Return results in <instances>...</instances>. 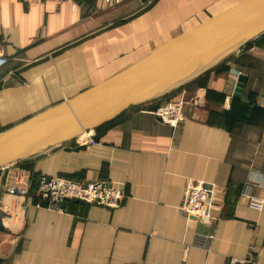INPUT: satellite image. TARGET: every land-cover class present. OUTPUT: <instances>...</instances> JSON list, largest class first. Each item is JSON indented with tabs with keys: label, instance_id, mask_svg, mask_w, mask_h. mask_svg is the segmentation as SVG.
<instances>
[{
	"label": "crops",
	"instance_id": "obj_1",
	"mask_svg": "<svg viewBox=\"0 0 264 264\" xmlns=\"http://www.w3.org/2000/svg\"><path fill=\"white\" fill-rule=\"evenodd\" d=\"M241 1L0 0V56L9 59L0 134ZM250 44L92 131L98 144L66 143L0 170V200L21 171L107 180L127 195L113 209L64 201L58 211L28 199L9 225L0 215V264H264V34ZM181 100L186 120L161 123L154 112ZM190 182L215 187L210 225L180 211ZM207 233L210 250L196 247Z\"/></svg>",
	"mask_w": 264,
	"mask_h": 264
},
{
	"label": "water",
	"instance_id": "obj_2",
	"mask_svg": "<svg viewBox=\"0 0 264 264\" xmlns=\"http://www.w3.org/2000/svg\"><path fill=\"white\" fill-rule=\"evenodd\" d=\"M263 34L264 0L241 1L96 86L1 133L0 170L75 141L131 108L167 95ZM242 81L237 92H242Z\"/></svg>",
	"mask_w": 264,
	"mask_h": 264
},
{
	"label": "built area",
	"instance_id": "obj_3",
	"mask_svg": "<svg viewBox=\"0 0 264 264\" xmlns=\"http://www.w3.org/2000/svg\"><path fill=\"white\" fill-rule=\"evenodd\" d=\"M88 1H103L110 5H117L123 0ZM8 61L7 57L0 56V69ZM185 105L186 103L182 100L179 102H166L154 113L161 123L175 128L187 118ZM91 133L88 132L78 138L76 140L77 143L80 145L98 144L99 142L94 139ZM31 188L32 175L25 171L17 173L13 180L4 185L2 191L3 200H0V215L8 225L13 218L20 216L27 209L28 195ZM214 188V185H207L203 182H190L187 185L180 205L181 213L189 219L195 218L199 222L210 225L213 219L211 209L213 206ZM35 197L39 200L38 206L46 205L49 208L62 211V203L64 201H82L89 205L113 209L122 205L127 195L123 189L117 188L113 182L107 180L79 182L62 177L43 175L39 179ZM214 238L215 235L213 233L198 234L194 244L196 247L210 250Z\"/></svg>",
	"mask_w": 264,
	"mask_h": 264
},
{
	"label": "trees",
	"instance_id": "obj_4",
	"mask_svg": "<svg viewBox=\"0 0 264 264\" xmlns=\"http://www.w3.org/2000/svg\"><path fill=\"white\" fill-rule=\"evenodd\" d=\"M84 1V3H86V5H89V7H91V5H92V3H93V1H88V0H83ZM252 44H248V45H246L244 48H242V50L243 49H246V48H249L250 46H251ZM164 103H166V102H164ZM164 103H162V105L164 104ZM135 108V107H134ZM133 108H131L130 110H128L126 113H124L122 116H120L119 118H117L116 120H119V119H121L122 117H124L127 113H129L131 110H132ZM116 120H114V121H116ZM114 121H112V122H114ZM112 122H110V123H112ZM107 124H109V123H107ZM106 125V124H105ZM104 126V125H103ZM74 142H76V140L75 141H72V142H69V143H67V144H70V143H73L74 144ZM40 177H41V175H34L33 176V174H32V188H31V190H30V193H29V195H28V199H29V201H31V203L33 204H37L38 202H39V200L35 197V191H36V189H37V186H38V182H39V179H40ZM74 181H79V180H74ZM79 182H90V181H79Z\"/></svg>",
	"mask_w": 264,
	"mask_h": 264
}]
</instances>
